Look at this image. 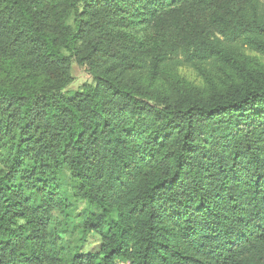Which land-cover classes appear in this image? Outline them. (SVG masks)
<instances>
[{
  "label": "trees",
  "instance_id": "obj_1",
  "mask_svg": "<svg viewBox=\"0 0 264 264\" xmlns=\"http://www.w3.org/2000/svg\"><path fill=\"white\" fill-rule=\"evenodd\" d=\"M0 264H264V0H0Z\"/></svg>",
  "mask_w": 264,
  "mask_h": 264
},
{
  "label": "rangeland",
  "instance_id": "obj_2",
  "mask_svg": "<svg viewBox=\"0 0 264 264\" xmlns=\"http://www.w3.org/2000/svg\"><path fill=\"white\" fill-rule=\"evenodd\" d=\"M184 76L191 81L193 84L198 85L205 83V80L191 67H184L182 70ZM75 76L76 81L71 86L72 88H77L81 84H83L86 80L90 79V76L85 71L84 67H79L75 65ZM199 86V85H198ZM89 208V205L86 201H83L82 199H78L76 201V206L74 213L72 214L74 216V220L78 224L81 218V214H85ZM96 209V208H94ZM75 224L72 227L67 228V233L65 237V245L69 248L71 247L72 250H75L76 247H79L81 245L83 252H96L100 248L101 238L98 234L91 232L88 235L85 236L84 244H81L80 236L81 233L75 229ZM75 229V230H74Z\"/></svg>",
  "mask_w": 264,
  "mask_h": 264
}]
</instances>
